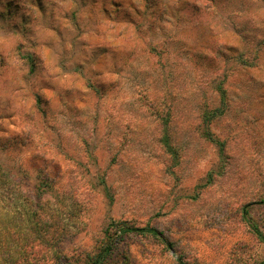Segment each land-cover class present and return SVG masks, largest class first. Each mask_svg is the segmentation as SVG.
I'll use <instances>...</instances> for the list:
<instances>
[{"label":"rangeland","instance_id":"rangeland-1","mask_svg":"<svg viewBox=\"0 0 264 264\" xmlns=\"http://www.w3.org/2000/svg\"><path fill=\"white\" fill-rule=\"evenodd\" d=\"M0 184L13 264L263 262L264 0H0Z\"/></svg>","mask_w":264,"mask_h":264},{"label":"trees","instance_id":"trees-1","mask_svg":"<svg viewBox=\"0 0 264 264\" xmlns=\"http://www.w3.org/2000/svg\"><path fill=\"white\" fill-rule=\"evenodd\" d=\"M220 86L216 88L215 90L216 92H219V95L221 98V104L223 105L225 92ZM203 114L204 115L202 116V121L206 127V131L203 134V136L208 142L213 144L214 141L210 137L208 128L213 119L221 117L224 114V108L219 107V108L212 109L210 111L206 109L205 113ZM48 187H50L49 183L45 182L44 180L40 181V183L36 187V192L37 193L39 192L38 189L48 188ZM6 190L7 189L4 188L2 191V186L0 184V200H4L5 198L4 194H6ZM262 202L264 204V201ZM35 212L29 216V214H27V211H24V212L23 210L17 211L15 207L11 215L6 213L7 215L5 216H9V218L2 219L0 215V261L2 264H13V259L10 256L9 248L13 247V245L17 244V241L21 239V236H18V234L20 235L22 234V232H24L23 231L24 216L30 217V218L37 217L36 215L37 212L36 214ZM42 226H44V228L46 229H49L48 224L47 223L43 224L41 219H39L37 223L36 222L29 223L24 228L26 232L24 237H25V240L31 239L32 243L35 244L39 249L44 248L45 251H44L43 257H46L47 252L49 248L51 247V245L46 242L47 240L46 237L48 234L44 237L46 233V229L42 230ZM37 227L39 228L37 229ZM253 232L256 235L257 239L264 243V236L258 230H256V228H253ZM27 233L29 234L31 233V236L28 237ZM130 234L149 235L155 239L162 241L167 246L168 249L172 250L171 244L168 243V241H166L163 238L162 233H160L156 229H153V228L140 229V228L133 227L132 225L124 221L123 222L113 221L105 232L106 237L101 247L96 251V253L92 257H90L89 264H106L108 258L112 255V251L114 249V246L117 244V242H121L127 235H130ZM15 236H18V238H15L16 240L13 239ZM6 240H9V242L7 243V244L10 243L9 245H3L5 244ZM26 245H27V241H26ZM177 264H186V263L183 262L181 258L179 257L177 259ZM260 264H264V261L261 262Z\"/></svg>","mask_w":264,"mask_h":264}]
</instances>
